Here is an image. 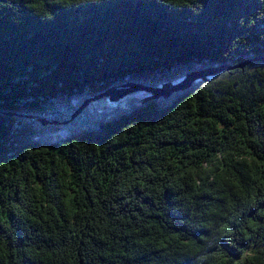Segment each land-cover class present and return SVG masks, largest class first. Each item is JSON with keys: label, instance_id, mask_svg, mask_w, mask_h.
I'll list each match as a JSON object with an SVG mask.
<instances>
[{"label": "trees", "instance_id": "obj_1", "mask_svg": "<svg viewBox=\"0 0 264 264\" xmlns=\"http://www.w3.org/2000/svg\"><path fill=\"white\" fill-rule=\"evenodd\" d=\"M0 264H264V0H0Z\"/></svg>", "mask_w": 264, "mask_h": 264}, {"label": "water", "instance_id": "obj_2", "mask_svg": "<svg viewBox=\"0 0 264 264\" xmlns=\"http://www.w3.org/2000/svg\"><path fill=\"white\" fill-rule=\"evenodd\" d=\"M207 74V73H206ZM188 80V79H187ZM187 80H185V81H187ZM133 89H135V90H147V89H145V88H143V87H140V86H135V87H131L130 88V91L131 90H133ZM148 91V90H147ZM127 92H129V91H127ZM113 94V93H112ZM112 94H111V96H112Z\"/></svg>", "mask_w": 264, "mask_h": 264}, {"label": "rangeland", "instance_id": "obj_3", "mask_svg": "<svg viewBox=\"0 0 264 264\" xmlns=\"http://www.w3.org/2000/svg\"><path fill=\"white\" fill-rule=\"evenodd\" d=\"M215 72H217V70H215V71L212 73V75H213ZM143 96H144V94H143ZM141 97H142V95H141Z\"/></svg>", "mask_w": 264, "mask_h": 264}]
</instances>
